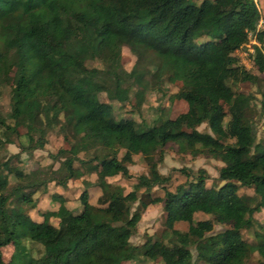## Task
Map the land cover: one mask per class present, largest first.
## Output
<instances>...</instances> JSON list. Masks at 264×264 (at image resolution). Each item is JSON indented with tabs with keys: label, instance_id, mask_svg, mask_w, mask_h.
Listing matches in <instances>:
<instances>
[{
	"label": "trees",
	"instance_id": "trees-1",
	"mask_svg": "<svg viewBox=\"0 0 264 264\" xmlns=\"http://www.w3.org/2000/svg\"><path fill=\"white\" fill-rule=\"evenodd\" d=\"M229 1L219 7L220 0H0V86L9 82L10 90L9 111L0 113V148L20 135L25 137L21 150L42 148L45 130L54 126L67 143L50 153L58 161L55 168H37L23 179L14 176L12 185L0 156V264H88L101 254L110 264L138 255L159 257L160 264H243L252 251L264 264V220L253 215L264 205V138L255 139L248 115L254 95L235 87L238 81L257 82V109L264 115V52L253 44L249 54L255 72L234 53L255 31L259 14L254 0ZM256 32L262 43L264 30ZM122 45L136 56L132 83L111 63ZM14 63L17 77L10 82ZM164 82H178L170 96L186 102L187 125L204 122L207 130L184 129L169 116L140 124L133 117L122 120L110 101L98 98L109 90L111 101L120 103L127 100L130 84L151 83L161 91ZM171 141L198 144L197 151L220 159L221 183L206 185V171L197 168L167 188L169 176L158 171L157 163ZM134 154L142 155L146 171L124 191L108 178L129 177ZM80 170L95 173L97 204L88 200L84 187L77 208L57 193L51 194L57 206L41 211L40 220L23 208L33 206L40 183L64 185ZM240 186L252 194L238 193ZM156 202L169 230L167 241L147 236L132 244L128 238L141 212ZM196 211L209 216L194 220ZM177 221L186 227L176 228ZM213 222L225 227L205 241ZM250 227L252 241L241 236ZM23 238L39 242L42 253L27 255ZM9 243L13 252L5 261L1 246Z\"/></svg>",
	"mask_w": 264,
	"mask_h": 264
},
{
	"label": "rangeland",
	"instance_id": "rangeland-1",
	"mask_svg": "<svg viewBox=\"0 0 264 264\" xmlns=\"http://www.w3.org/2000/svg\"><path fill=\"white\" fill-rule=\"evenodd\" d=\"M198 2L200 0H192ZM258 9L259 18L256 23L255 31L248 35V40L243 46L234 50V53L238 57V62L245 68L255 72L253 65L251 64V55L253 44L260 45L264 51V36L263 42L259 43L256 40V31L264 30V0H254ZM229 0H220L219 7L229 6ZM207 20H202V25L207 24ZM204 35H198V38H203ZM112 65L116 68L117 72L122 75L126 83H132L133 75L136 73L138 65L136 56L132 53L126 45L120 47V51L116 54L112 60ZM10 75V82L15 81L17 77V65L14 63L8 71ZM9 83V82H8ZM5 82L0 86V113L6 116L9 111V84ZM131 85L129 90V96L127 100L118 103L117 101H111L113 95L109 90H103L98 93V98L101 100H108L112 103V107L116 115L121 113V119L126 120L129 117H133L137 123H149L164 116L171 118L177 117L179 119L182 128L190 131L207 130L204 122L197 125L195 128H190L187 125L186 120L183 117V112L187 108V104L183 99L171 97V93L176 91L178 82H164L162 83L161 91L155 90L149 83L148 86ZM235 87L239 90L250 92L254 95V98L250 101L249 117L252 121V126L255 133V139L260 140L264 138V115L258 112L257 104L260 97L259 85L257 82L250 81H238ZM138 90V91H136ZM139 92V93H138ZM195 111H198L195 107ZM19 131H23V128H19ZM45 142L42 148H34L30 151L21 150L19 142L24 143V135L20 137H13V142L6 143L4 148H0V156L2 160L1 169L9 173L10 184H14V176L26 177L29 173L37 168H46L49 166L55 168L58 165V161L50 156V153L55 152L57 147L63 145L67 146V143L62 139L61 134L57 131L56 126L45 130L44 133ZM198 144H190L184 141H171L166 143L162 147V159L157 163V169L162 174H167L169 180L166 184L167 188L173 189V187L180 182H183L186 178H189L195 173L197 168H203L207 177L205 178L206 185H218L221 181L217 178L218 167L221 165V160L217 157L210 156L205 153H201L196 150ZM84 152H79V155H84ZM133 162L127 165L130 173L129 177L116 174L109 177L108 180L127 191L131 188L133 177L140 172L146 171V164L140 154H134ZM186 168L191 170L189 176H186L185 172L181 170ZM48 174V172H47ZM43 179V178H42ZM86 188L88 191V200L97 204V195L99 194V188L95 184V173H84L80 170L76 178L68 179L65 184H60L59 181L49 180L40 183L38 188L33 192V206L23 204V208L26 212L35 220L42 218L41 211L45 209H54L57 206V201L51 198L52 193H57L65 198V204L70 208L79 207L77 201V195L82 188ZM155 194L160 195L162 190L160 187H153ZM241 194H252V189L245 186H240L237 189ZM257 221L264 220V205L253 213ZM209 215L204 212L196 211L193 213V219H200L208 217ZM53 222L55 218H50ZM174 226L180 230L186 227L184 221H177ZM225 227L224 224L213 222V228L204 234L203 239L210 241L213 238V234ZM150 236L151 238L161 237L164 241H167L169 236V230L165 229L162 224V209L161 203L156 202L148 204L141 212L140 218L136 223L135 231L130 235L128 240L132 244L139 245L143 240ZM241 236L248 241L253 240L252 227L241 230ZM22 245L27 255L39 256L42 251V245L39 242L32 241L28 238L22 239ZM192 257L194 258L195 252L193 247H190ZM170 252V250H167ZM13 252L12 245L6 244L1 246L2 258L6 261L9 259ZM259 255L256 251H252L250 255L244 260L243 264H258ZM88 264H110V258L106 254H101L97 259L91 260ZM121 264H160V258L151 259L138 255L137 258L131 260H121ZM199 264H208L200 261Z\"/></svg>",
	"mask_w": 264,
	"mask_h": 264
},
{
	"label": "built area",
	"instance_id": "built-area-1",
	"mask_svg": "<svg viewBox=\"0 0 264 264\" xmlns=\"http://www.w3.org/2000/svg\"><path fill=\"white\" fill-rule=\"evenodd\" d=\"M264 52V51H263Z\"/></svg>",
	"mask_w": 264,
	"mask_h": 264
}]
</instances>
